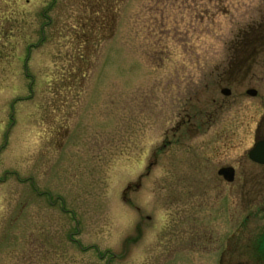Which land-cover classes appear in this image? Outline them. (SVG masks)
<instances>
[{"label": "rangeland", "instance_id": "1", "mask_svg": "<svg viewBox=\"0 0 264 264\" xmlns=\"http://www.w3.org/2000/svg\"><path fill=\"white\" fill-rule=\"evenodd\" d=\"M259 1L0 0V264H200L201 237L171 231L192 233L171 200L189 156L162 145L191 84L222 105L238 168L264 169L247 158L264 52L229 61Z\"/></svg>", "mask_w": 264, "mask_h": 264}, {"label": "flooded vegetation", "instance_id": "2", "mask_svg": "<svg viewBox=\"0 0 264 264\" xmlns=\"http://www.w3.org/2000/svg\"><path fill=\"white\" fill-rule=\"evenodd\" d=\"M96 1L98 5L100 0ZM84 8V13L87 12L86 9L89 11L98 9L97 6ZM98 12L99 10L96 11ZM87 19L85 17V20ZM85 20H79L83 22V27ZM218 80L223 83L222 79ZM236 80L238 78L232 77L231 82L226 80L224 84L230 85ZM189 88L185 97L189 107H185L184 115L171 127V140L162 145L165 148L173 144L177 149L174 152L180 150L178 146L183 147L181 151L189 156V169L177 171L179 175L173 183L175 189L180 187L181 190L175 192L171 200L172 202L182 200L180 209L184 210L183 219L189 224L187 231L192 230V233L188 234L185 229H182L183 234L176 233L173 225L172 237H201L198 253L200 264H264V238L260 246L251 241L252 237H264V225L259 227L258 221L255 225L250 224L252 219H255L254 216L260 212H263L264 220V185L247 186V182L252 181L253 176L264 181V169L247 171L238 168L240 161L237 159L238 155L232 152L234 146L229 143L230 135L226 134L224 137L230 128L225 126L222 105L213 96L210 100L213 109H209L211 105L202 99L204 91L192 89L191 84ZM205 88L209 89L208 84H204ZM223 88H220L221 94ZM230 93L231 90L228 96ZM263 120L264 107L253 128L252 145L264 140ZM174 152L173 157L176 156ZM227 157H231L230 160L226 161ZM153 158L151 164L155 165L157 163L155 152ZM215 161L219 164L216 169L213 168ZM257 165L264 168V164ZM224 168L226 169L224 175L220 174L219 171ZM228 177L230 178L227 179ZM182 183L184 185H181ZM129 188L130 186L126 190ZM178 214L177 210L171 212V220L178 218ZM191 226L194 229H191ZM191 253L196 254L197 251L191 250Z\"/></svg>", "mask_w": 264, "mask_h": 264}, {"label": "trees", "instance_id": "3", "mask_svg": "<svg viewBox=\"0 0 264 264\" xmlns=\"http://www.w3.org/2000/svg\"><path fill=\"white\" fill-rule=\"evenodd\" d=\"M259 2L261 3L257 10L254 9L255 15L251 17V20H249L247 24L243 25L237 30L235 38L231 40V47L233 48V58L229 59V61L235 58L236 49H240V52L242 54V49L252 47L253 50H250L244 55L247 60L257 58L259 56V53L264 52V0H261ZM232 77L236 78L233 73H230L229 78L232 79Z\"/></svg>", "mask_w": 264, "mask_h": 264}, {"label": "water", "instance_id": "4", "mask_svg": "<svg viewBox=\"0 0 264 264\" xmlns=\"http://www.w3.org/2000/svg\"><path fill=\"white\" fill-rule=\"evenodd\" d=\"M222 93L224 95H228L229 90L224 88L222 89ZM246 93L250 96H254L256 94V91L254 89H248ZM248 157L254 162L264 164V140H260L255 143L254 147L248 152ZM225 171L226 169L224 168L221 169L219 173L224 175ZM229 178L230 177H228L227 179Z\"/></svg>", "mask_w": 264, "mask_h": 264}]
</instances>
